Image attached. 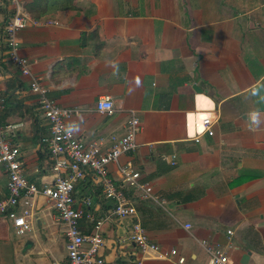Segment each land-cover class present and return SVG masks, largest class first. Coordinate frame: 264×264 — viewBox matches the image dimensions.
<instances>
[{
  "label": "crops",
  "instance_id": "0c3cea01",
  "mask_svg": "<svg viewBox=\"0 0 264 264\" xmlns=\"http://www.w3.org/2000/svg\"><path fill=\"white\" fill-rule=\"evenodd\" d=\"M20 1L29 17L17 33L20 53L52 99L80 110L68 120L75 136L105 149L126 133L130 110L140 122L138 146L119 163L129 161L152 188L154 198L128 195L159 251L140 252L128 239L132 218H120L102 227L106 262L176 264L183 256V264H207V245L228 244V264H264V0ZM8 10L0 0V20ZM0 90V121L24 123L15 143L28 180L50 182L48 123L1 36ZM104 95L111 113L96 110ZM203 112L216 118L214 133L196 142L189 136ZM108 169L117 176L116 164ZM6 183L0 164V199ZM101 186L87 173L74 188L95 218L112 207ZM22 208L31 229L18 236L0 217V250L13 264H68L51 203L36 196ZM170 249L177 254L167 259Z\"/></svg>",
  "mask_w": 264,
  "mask_h": 264
},
{
  "label": "built area",
  "instance_id": "2783aa9c",
  "mask_svg": "<svg viewBox=\"0 0 264 264\" xmlns=\"http://www.w3.org/2000/svg\"><path fill=\"white\" fill-rule=\"evenodd\" d=\"M11 4V16L0 20V36L10 62L21 76L28 78L31 92L37 95L38 113L47 120L48 136L42 142L46 144L50 155L52 180L41 186L28 180L19 147L15 143V137L24 123L0 121V164L7 175V195L0 199V217L10 219L15 234L23 236L31 229V224L26 219L27 209L18 210L19 206L29 205L30 199L36 196L44 197L56 210L57 219L63 225L68 264H108L101 254L105 244L102 227L105 222L125 217L132 218L128 229L129 241L143 254L158 252L159 246L150 241L136 219V209L128 195L131 189L143 197L154 198L152 188L140 181V172L129 161L119 163L123 154L134 151L138 146L135 135L140 122L135 112L130 110L126 133L118 138L112 137L111 147L102 149L98 143L81 142L68 125V120L80 110L61 106L52 99L40 78L32 73L29 60L20 53L17 33L28 25L29 17L20 0H11ZM4 99L0 90V108ZM114 109V101L109 95L96 101L98 112L111 113ZM198 114L201 115L194 123V126L196 123L198 126L189 136L196 142L204 133L213 135V123L216 120L209 113ZM110 164H116L117 176L109 174ZM87 173L99 180L104 198L112 202L110 211L101 218H95L89 210L83 209L74 197L76 183L83 180ZM84 202L89 205L90 199L86 197ZM82 221L90 224L89 230L81 227ZM227 232L231 233V230ZM226 247L229 245H207V264H228ZM176 254V249H170L164 257L170 259ZM184 260L183 256H178L176 264H183Z\"/></svg>",
  "mask_w": 264,
  "mask_h": 264
},
{
  "label": "rangeland",
  "instance_id": "374dc122",
  "mask_svg": "<svg viewBox=\"0 0 264 264\" xmlns=\"http://www.w3.org/2000/svg\"><path fill=\"white\" fill-rule=\"evenodd\" d=\"M6 2H7L8 7L11 9V6H12L11 0H6ZM44 120L47 121L45 118ZM18 241L19 239L16 240V242ZM0 264H13V261L10 259L6 248H2L0 250Z\"/></svg>",
  "mask_w": 264,
  "mask_h": 264
},
{
  "label": "clouds",
  "instance_id": "9594fccd",
  "mask_svg": "<svg viewBox=\"0 0 264 264\" xmlns=\"http://www.w3.org/2000/svg\"><path fill=\"white\" fill-rule=\"evenodd\" d=\"M253 121H255V117H253Z\"/></svg>",
  "mask_w": 264,
  "mask_h": 264
},
{
  "label": "water",
  "instance_id": "95a60500",
  "mask_svg": "<svg viewBox=\"0 0 264 264\" xmlns=\"http://www.w3.org/2000/svg\"><path fill=\"white\" fill-rule=\"evenodd\" d=\"M196 90H199V88H196Z\"/></svg>",
  "mask_w": 264,
  "mask_h": 264
}]
</instances>
